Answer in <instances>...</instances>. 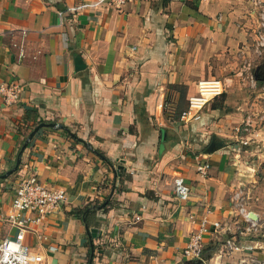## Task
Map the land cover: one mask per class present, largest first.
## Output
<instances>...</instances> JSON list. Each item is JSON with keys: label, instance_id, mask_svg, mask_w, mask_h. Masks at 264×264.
<instances>
[{"label": "crops", "instance_id": "obj_1", "mask_svg": "<svg viewBox=\"0 0 264 264\" xmlns=\"http://www.w3.org/2000/svg\"><path fill=\"white\" fill-rule=\"evenodd\" d=\"M255 15L252 0H131L120 10L96 0H0V83L22 88L18 103L0 99V241L16 232L17 186L35 174L66 193L36 228L40 238L25 235L42 264L263 262L264 84L249 82L246 65ZM210 78L224 92L201 118L174 117ZM96 150L126 177L115 178ZM177 175L190 187L186 202L174 197ZM239 185L261 225L256 235L234 227L247 226L232 204ZM107 203L106 213H72ZM202 217L203 259L188 261L182 250ZM227 238L239 249L226 250Z\"/></svg>", "mask_w": 264, "mask_h": 264}, {"label": "built area", "instance_id": "obj_2", "mask_svg": "<svg viewBox=\"0 0 264 264\" xmlns=\"http://www.w3.org/2000/svg\"><path fill=\"white\" fill-rule=\"evenodd\" d=\"M131 0H96L99 6H105L120 10L124 8ZM254 11L258 16L257 29L253 44L254 55L264 57V0H252ZM23 37L26 32L22 31ZM20 57L23 51L20 49ZM22 88L16 82L0 83V99L6 106H11L20 100ZM264 91V86H263ZM224 92V86L220 80L210 78L201 80L196 85V92L187 98V107L181 112L180 120L183 123L198 121L201 118L202 111L215 98L221 96ZM252 122L247 119L243 123L245 132H249ZM244 145L247 141L242 142ZM264 145V142H263ZM259 147V145H257ZM209 169L208 164H202L197 167V172L205 176ZM173 194L179 202H186L191 197L189 185L184 177L177 175L173 181ZM66 200V193L63 189L46 186L39 182L35 174L23 180L16 188L11 202V214L9 215L10 224L16 228L12 237H5L0 241V264H42L43 257L36 253L31 247L24 243L27 233L38 235L37 227L41 226L50 215L55 213ZM232 204L236 216L247 223V226L240 227L235 223L234 227L241 235H256L260 232L261 225L257 221H252L249 217V211L246 208V195L243 187L239 185L232 195ZM140 218H136L138 221ZM209 221L202 217L197 223L196 228L188 237L186 245L182 250L184 259L202 260L204 254V236L210 231ZM211 226L215 230H222L219 222ZM229 230L228 225L225 228ZM264 236V234H263ZM228 251H236L239 248L234 241L227 238L224 243ZM256 264H264V261Z\"/></svg>", "mask_w": 264, "mask_h": 264}, {"label": "trees", "instance_id": "obj_3", "mask_svg": "<svg viewBox=\"0 0 264 264\" xmlns=\"http://www.w3.org/2000/svg\"><path fill=\"white\" fill-rule=\"evenodd\" d=\"M253 77L256 81L257 84L259 85H262L264 83V62H262L255 70H254V73H253ZM181 91V90H180ZM182 103H180L181 105ZM182 107L183 105H181L180 107L179 106H175L176 110H175V113L173 112L172 114L174 115V117H179L181 112H182ZM181 110V111H180ZM179 111V112H178ZM96 153L101 156L105 161L106 163L110 166V168L113 170V173H114V176L115 178H121V179H124L126 177V174L124 172V170L122 168L119 167V165H116L114 166L115 164H112L109 160H107L102 153H100L99 151L96 150ZM115 188L116 187H112V191L114 192L115 191ZM117 189V188H116ZM110 204V203H109ZM107 205L108 203L103 206V204H95V205H87L85 206L83 209H78L76 211H73L72 213L74 214V216H77V217H81L83 218L84 216H86V211L88 209H96V210H99L103 213H106L107 211ZM92 250L94 251L95 248L92 247Z\"/></svg>", "mask_w": 264, "mask_h": 264}, {"label": "rangeland", "instance_id": "obj_4", "mask_svg": "<svg viewBox=\"0 0 264 264\" xmlns=\"http://www.w3.org/2000/svg\"><path fill=\"white\" fill-rule=\"evenodd\" d=\"M253 3V2H252ZM256 17V24H255V33H256V29H257V23H258V16H257V14L255 15ZM254 39H255V36H254ZM254 39H253V43H252V45L250 46V55H249V58L247 59V63H246V65L248 64H250L251 66L250 67H252V75H251V77L250 78H248L249 79V82L251 81L252 82V84H255L256 83V81H255V79H254V77H253V73H254V70L262 63V62H264V57H257L256 55H254V51H253V44H254ZM263 55H264V50H263ZM247 76H249V75H247ZM247 79V80H248ZM264 84V83H263ZM264 86V85H263ZM261 92L264 94V91H263V87H262V89H261Z\"/></svg>", "mask_w": 264, "mask_h": 264}, {"label": "water", "instance_id": "obj_5", "mask_svg": "<svg viewBox=\"0 0 264 264\" xmlns=\"http://www.w3.org/2000/svg\"><path fill=\"white\" fill-rule=\"evenodd\" d=\"M76 67H77V68H80V69L83 67V64H82V62H81L80 59H76ZM32 136H33V134H31V135L29 136V138H28V140L26 141V143H25L23 149L26 147V145L28 144V142H29V140L32 138ZM19 162H20V161L18 160V161H17V166H18ZM17 166H16L15 168H17ZM9 174H11V171L9 172ZM248 217H249L252 221H257V216H256L254 213H252V212H249ZM91 261H92V259L90 260V262H91Z\"/></svg>", "mask_w": 264, "mask_h": 264}]
</instances>
